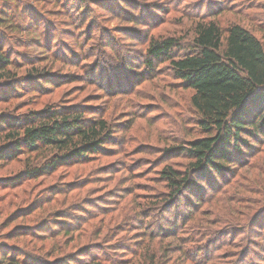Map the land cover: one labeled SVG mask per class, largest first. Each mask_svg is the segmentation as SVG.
<instances>
[{
	"label": "rangeland",
	"instance_id": "obj_1",
	"mask_svg": "<svg viewBox=\"0 0 264 264\" xmlns=\"http://www.w3.org/2000/svg\"><path fill=\"white\" fill-rule=\"evenodd\" d=\"M0 9L10 61L0 122L25 128L53 111L110 131L106 152L47 174L30 175L52 160L43 148L0 160V251L35 264H264V135L242 133L232 162L201 177L175 149L216 132L201 127L168 62L145 64L151 41L186 50L198 23L239 25L264 47V0H0ZM1 126L0 149L19 127ZM166 171L189 173L190 186L175 192Z\"/></svg>",
	"mask_w": 264,
	"mask_h": 264
},
{
	"label": "trees",
	"instance_id": "obj_2",
	"mask_svg": "<svg viewBox=\"0 0 264 264\" xmlns=\"http://www.w3.org/2000/svg\"><path fill=\"white\" fill-rule=\"evenodd\" d=\"M6 17L7 13L0 9V25L8 22ZM147 56L145 64L150 71L154 62L170 64L174 78L193 92L191 105L199 115L201 127L208 134L216 132L214 136L191 142L187 148L175 149L194 160L192 171L201 177L210 168L222 171L225 168L218 162H232L234 155L239 154L240 144L246 145L239 137L242 133L249 137L264 135V47L247 30L231 25L223 32L213 22L198 23L192 44L186 50L176 39L160 38L150 42ZM9 64L0 46V70ZM83 116L53 111L33 113L22 123L30 124L25 128L16 120L1 121L0 132L1 124L19 127L12 135L5 136L8 143L0 149V160L12 159L23 150L38 152L43 148L49 150L52 160L30 175L47 174L61 164L88 160L106 152L102 148L109 141L106 121L86 120ZM163 175L175 192L182 185L191 184L187 182L189 173L179 181L175 172L166 171ZM0 264L35 263L0 251ZM52 264L75 263L65 259ZM81 264L105 263L92 257Z\"/></svg>",
	"mask_w": 264,
	"mask_h": 264
}]
</instances>
